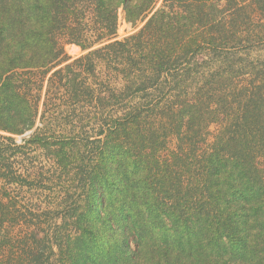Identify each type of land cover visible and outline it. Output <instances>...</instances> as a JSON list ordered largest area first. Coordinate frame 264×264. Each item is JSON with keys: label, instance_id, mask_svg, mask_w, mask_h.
I'll return each instance as SVG.
<instances>
[{"label": "trees", "instance_id": "trees-1", "mask_svg": "<svg viewBox=\"0 0 264 264\" xmlns=\"http://www.w3.org/2000/svg\"><path fill=\"white\" fill-rule=\"evenodd\" d=\"M0 264H264V0H0Z\"/></svg>", "mask_w": 264, "mask_h": 264}, {"label": "rangeland", "instance_id": "rangeland-1", "mask_svg": "<svg viewBox=\"0 0 264 264\" xmlns=\"http://www.w3.org/2000/svg\"><path fill=\"white\" fill-rule=\"evenodd\" d=\"M143 24L144 23H140L136 27H132L130 24H127L126 22H124L123 14L120 11L119 16H118V28H117L116 39H123L124 37L137 32L143 26ZM64 51H65L66 56L69 58H76V57H79L80 55H82V52L80 51V49H78L74 45H67L64 48ZM48 76H49V74H48ZM42 96H43V91H41V98H42ZM41 102L42 101L40 100V105H41ZM28 134L29 133H25L21 136L15 137V138L19 142L21 140V138L27 137ZM19 193H20L21 202L24 203L26 206L38 205V204L46 206L47 202H50L49 200H52L54 198L53 194L56 192H53V194L51 195V193L49 191L44 192V190H39L37 192V190L24 187L19 191ZM45 201H47V202H45ZM29 207L31 208V206H29ZM52 262L53 261L51 259L49 263H52Z\"/></svg>", "mask_w": 264, "mask_h": 264}]
</instances>
